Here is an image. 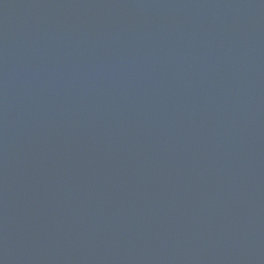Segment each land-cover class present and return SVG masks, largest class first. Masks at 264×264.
<instances>
[{
	"label": "water",
	"instance_id": "95a60500",
	"mask_svg": "<svg viewBox=\"0 0 264 264\" xmlns=\"http://www.w3.org/2000/svg\"><path fill=\"white\" fill-rule=\"evenodd\" d=\"M0 264H264V0H0Z\"/></svg>",
	"mask_w": 264,
	"mask_h": 264
}]
</instances>
